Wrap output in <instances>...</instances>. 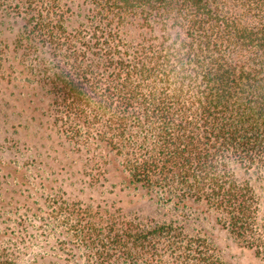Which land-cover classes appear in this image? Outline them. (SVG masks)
Wrapping results in <instances>:
<instances>
[{
	"label": "trees",
	"instance_id": "obj_1",
	"mask_svg": "<svg viewBox=\"0 0 264 264\" xmlns=\"http://www.w3.org/2000/svg\"><path fill=\"white\" fill-rule=\"evenodd\" d=\"M72 4L0 0V54L44 104L19 129L23 113L14 109L9 121L1 99L10 135L48 128V168H63L68 187L117 179L182 220L210 219L264 262V0H82V11ZM24 143L6 137L1 146L20 152ZM71 157L83 161L76 173L63 161ZM8 167L0 159V264H22L39 238L47 249L25 264H169L163 256L225 264L205 234L176 219L79 209L61 189L50 211L33 210L25 192L34 183ZM29 218L45 219L44 233L28 229ZM56 228L70 241L52 242Z\"/></svg>",
	"mask_w": 264,
	"mask_h": 264
},
{
	"label": "rangeland",
	"instance_id": "obj_2",
	"mask_svg": "<svg viewBox=\"0 0 264 264\" xmlns=\"http://www.w3.org/2000/svg\"><path fill=\"white\" fill-rule=\"evenodd\" d=\"M85 7L86 6L82 4V0H75V4H72V9H74V11H82ZM6 36L9 40L11 39L9 34ZM0 57H2L0 58V66L2 67L6 77V81H0V100L3 99V103L6 102L9 105L6 109L8 111L7 118L9 121L13 122V119L11 118V113L13 111L16 110L17 113H23L21 115L22 117L19 116L21 119L16 123L14 122L19 125L18 127L20 129L23 121H25L24 119L29 118L31 112L36 110V106L39 107L41 104H44L41 97L33 88L34 84L30 81L31 79L21 77L19 75L20 69L16 67L9 69V64L5 60L6 55L1 56L0 54ZM34 93L35 97L32 96ZM6 123L7 122H5V120L0 116V159L2 162L9 165V167L5 168V170L12 173L15 178L18 176L14 174V170L19 172L18 175L20 177L25 175L27 179L34 183L31 184L28 182L29 184L27 186H30V189L25 192V194L29 196L28 199L31 201L29 207L33 210L42 209V211H50L52 203L49 200L53 198L56 190L61 189L63 193L60 196H63L67 203L78 205L77 207H79V209H82L81 207H85L87 205H92L93 207L104 206L111 212L127 215L129 218H135L143 222H146V219H151V223H162L169 221L172 218L176 219L178 223H185L186 230L190 234H193V231H201L205 234V237L209 238L214 245L216 253H218L225 264H264V262L257 258L251 251L234 243L230 238H228L225 231L218 228L210 219L205 221L196 220L193 216H191L195 214H191L188 219L182 220L181 216H177L176 213L174 211H170L168 207L157 204L143 191L123 189L122 186L118 185L117 179H111L104 183L103 186H99V188L92 190L82 188L79 183L75 186H70L69 184L68 187L69 181L66 183H63V181L66 178H69V174L66 173L63 168L61 171L60 169L48 168L51 166V159L48 156L52 157V151L50 148L54 145V139H52V134L48 128H43L38 131L39 133L37 136H34L35 127L33 126L30 129L25 130V133L23 132L20 136H14L10 135L11 123L9 122V125ZM6 137L9 139L14 137L19 139V141L28 143L27 145L25 143L18 145L21 149L20 152L18 150L7 152L4 150L7 146H1ZM40 146L46 149V154L43 153ZM39 154L41 156L38 157ZM55 156L62 159L58 154H55ZM63 161H68L69 164L72 162L74 164V168L72 169V172L74 173L78 170L80 171V167L83 163L79 157H71L68 160L65 159ZM112 181L116 183L115 186ZM86 182L88 183L87 179ZM2 187L9 190L16 189L14 187V182H5L2 184ZM78 188H82V192L78 191ZM20 201L22 200L20 199ZM33 203H36V205L33 206ZM42 220L45 219L29 218L27 220L28 229L35 227V229H39L38 233H44L42 228H45L43 224H47V221L40 223ZM1 228L2 227H0V229ZM9 230L15 231L12 227H9ZM53 234L49 236L52 242L55 239H58V241L68 239L67 236L65 237L62 229L56 228V230L53 231ZM37 240L38 242H35L32 250H29L28 254H26L22 260V264L33 262L35 259L32 257L35 256L36 253L45 250V245L48 243L41 238ZM68 241L70 240L68 239ZM68 250L73 253H82L81 251L77 252L72 246H70ZM163 260H165V263L169 262V264H174L171 258L169 260L167 257L163 256ZM152 264H156L155 260Z\"/></svg>",
	"mask_w": 264,
	"mask_h": 264
}]
</instances>
